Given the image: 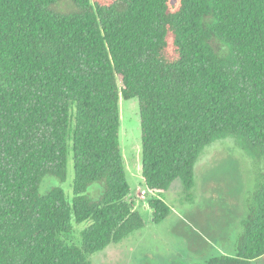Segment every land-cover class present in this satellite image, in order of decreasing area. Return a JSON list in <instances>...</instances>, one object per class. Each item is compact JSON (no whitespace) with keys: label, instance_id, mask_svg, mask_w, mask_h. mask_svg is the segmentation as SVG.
<instances>
[{"label":"trees","instance_id":"trees-1","mask_svg":"<svg viewBox=\"0 0 264 264\" xmlns=\"http://www.w3.org/2000/svg\"><path fill=\"white\" fill-rule=\"evenodd\" d=\"M138 99L153 222L206 149L232 138L264 162V0H0V264H91L141 231L120 141ZM70 152L73 197L64 183ZM73 222L82 230L73 241ZM234 256L264 257V173Z\"/></svg>","mask_w":264,"mask_h":264},{"label":"rangeland","instance_id":"rangeland-1","mask_svg":"<svg viewBox=\"0 0 264 264\" xmlns=\"http://www.w3.org/2000/svg\"><path fill=\"white\" fill-rule=\"evenodd\" d=\"M120 141L127 179L129 202L138 206L146 226L119 244L90 257L91 264H200L218 255L234 256L244 231L254 195L264 173V162L250 158L232 138L209 146L195 168L193 197L188 199L180 179L174 181L163 199L172 213L155 224L148 208L152 196L142 186V133L138 99L120 101ZM74 161L70 152L64 183L46 176L41 193L54 187L73 197ZM91 222H73V241L81 245V231ZM264 264V257L253 262Z\"/></svg>","mask_w":264,"mask_h":264},{"label":"crops","instance_id":"crops-1","mask_svg":"<svg viewBox=\"0 0 264 264\" xmlns=\"http://www.w3.org/2000/svg\"><path fill=\"white\" fill-rule=\"evenodd\" d=\"M134 205H135V204H134ZM138 208H139V207L135 205V209L138 210ZM148 208H149V207H148ZM150 211H151V210H150Z\"/></svg>","mask_w":264,"mask_h":264}]
</instances>
